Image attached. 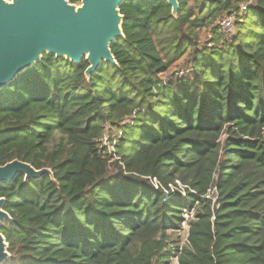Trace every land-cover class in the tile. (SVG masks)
Segmentation results:
<instances>
[{
  "label": "trees",
  "instance_id": "obj_1",
  "mask_svg": "<svg viewBox=\"0 0 264 264\" xmlns=\"http://www.w3.org/2000/svg\"><path fill=\"white\" fill-rule=\"evenodd\" d=\"M177 1L121 4L117 66L43 54L0 90V166L52 173L0 185L3 264H264V0L232 39L244 0Z\"/></svg>",
  "mask_w": 264,
  "mask_h": 264
},
{
  "label": "water",
  "instance_id": "obj_2",
  "mask_svg": "<svg viewBox=\"0 0 264 264\" xmlns=\"http://www.w3.org/2000/svg\"><path fill=\"white\" fill-rule=\"evenodd\" d=\"M125 0H0V90L39 62L43 54L79 65L88 63V78L105 63L117 66L110 45L124 39L119 7ZM141 1V0H133ZM172 16L178 13L177 0H165ZM17 175L24 181L52 176L50 169H34L13 160L0 166V185L11 183ZM0 198V223L11 221ZM0 233V264L10 255Z\"/></svg>",
  "mask_w": 264,
  "mask_h": 264
},
{
  "label": "built area",
  "instance_id": "obj_3",
  "mask_svg": "<svg viewBox=\"0 0 264 264\" xmlns=\"http://www.w3.org/2000/svg\"><path fill=\"white\" fill-rule=\"evenodd\" d=\"M253 5H254V0H244L238 10H234L230 13L225 14L217 22V28H218L219 32L227 38L231 37L233 35L237 20L248 10V8H250ZM99 141L101 142V144H102V142L107 143V142L111 141V138H110V136H107L106 133H104ZM114 145H115V140H113V146ZM113 146H112V148H113ZM109 151L111 152V150H109ZM152 181H153L155 189L161 187V185L158 184V182L155 179H153ZM176 184H177L179 189L183 188L179 182L176 181ZM214 191H215V189L213 190V192ZM182 192H183V190H182ZM182 194L184 195V192ZM185 215H188L187 212L184 213V221L182 224L186 223V221L188 222V220L190 219L188 217L186 218ZM187 236H188V227H187ZM186 239H187V237H186ZM174 262H176V258L174 259Z\"/></svg>",
  "mask_w": 264,
  "mask_h": 264
},
{
  "label": "rangeland",
  "instance_id": "obj_4",
  "mask_svg": "<svg viewBox=\"0 0 264 264\" xmlns=\"http://www.w3.org/2000/svg\"><path fill=\"white\" fill-rule=\"evenodd\" d=\"M75 5H80V0L79 1H77L76 3H74ZM226 14V13H225ZM220 18H218V20H219ZM238 21H241V22H243V19L241 20V19H239ZM218 21H215L214 22V24H213V26H215L216 25V23H217ZM234 34V33H233ZM233 36L234 35H232V37H229V39H232L233 38ZM199 46L200 47H203V46H206V43L207 42H209L208 40H209V37H207V32H205L204 31V29H202L200 32H199ZM183 59H184V56L183 57H181L180 59H179V62H178V64H181L182 63V61H183ZM175 71H177V69H174V68H172L171 70H170V72L171 73H173V72H175ZM105 132H106V135L107 136H110V138H111V141L110 142H107V143H104V142H102V147H106V148H108V150H112V146H113V140L119 135L118 133H117V131L115 130V129H113V130H109V127H106V129H105ZM173 186H171V188H172ZM212 196V199L215 201V194H214V192L212 191L211 192V194H210V197ZM187 214L188 215H185V217L187 218H191L192 217V212H187ZM187 227H188V225H187V221H186V223H184V224H182L181 225V229H180V231H179V233H178V242H179V246H183L184 244H186V237H187Z\"/></svg>",
  "mask_w": 264,
  "mask_h": 264
}]
</instances>
